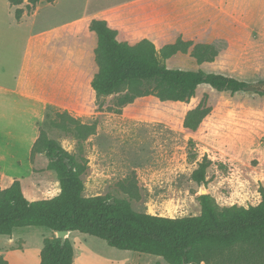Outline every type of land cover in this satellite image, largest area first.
<instances>
[{
	"label": "rangeland",
	"instance_id": "obj_1",
	"mask_svg": "<svg viewBox=\"0 0 264 264\" xmlns=\"http://www.w3.org/2000/svg\"><path fill=\"white\" fill-rule=\"evenodd\" d=\"M26 3L0 0V69H6L0 80L12 85L13 72L34 36L31 51L41 57L42 91L47 87L57 93L42 115L41 128L87 163L84 195H110L136 211L173 218L200 214L198 196L204 193L220 206L248 207L261 201L264 95L258 92L264 93V0H56L39 3L31 12ZM18 7L24 9L20 19ZM93 18L106 19L118 30V38L131 44L148 38L160 49L179 37L212 44L218 50L213 62L198 64L188 52L166 64L246 80L252 89L233 93L204 84L189 101L148 95L126 105L119 103L123 93L97 96L90 86L97 45L89 28ZM200 104L211 112L196 132H184L186 114ZM64 111L94 131L82 138L72 125L69 130L54 127L51 121ZM6 132L0 130L3 182L23 177L29 198L60 193L45 153L35 155L32 174L26 140L12 139ZM204 156L212 164L207 183L199 184L192 173ZM55 237L48 227H21L2 235L0 249L25 244L34 264L45 238ZM69 240L84 262L94 257L91 264H169L161 256L118 249L79 231H72Z\"/></svg>",
	"mask_w": 264,
	"mask_h": 264
},
{
	"label": "trees",
	"instance_id": "obj_2",
	"mask_svg": "<svg viewBox=\"0 0 264 264\" xmlns=\"http://www.w3.org/2000/svg\"><path fill=\"white\" fill-rule=\"evenodd\" d=\"M9 1L15 5L27 2V11L31 12L39 3L56 0ZM23 12L21 7L16 9L17 19ZM89 28L97 41L90 86L97 96L123 93L120 105L148 95L161 101H189L204 84L233 93L252 89L253 83L246 80L202 69L169 68L166 64L171 57L188 52L198 64L213 62L218 50L212 44L179 37L158 49L148 38L135 44L120 40L118 30L106 19L93 18ZM258 93L264 95L262 91ZM210 112L211 108L203 104L191 109L181 129L196 132ZM58 118L51 121L54 127L69 130L72 125V130L82 138L94 131L92 125L79 122L66 111L59 112ZM37 153L47 156V169L56 172L60 193L30 200L19 179L6 188L0 187V235H11L21 227H48L53 231L90 234L118 249L161 256L169 264H264V186L260 187L262 199L257 205L220 206L206 193L198 196L200 214L173 218L136 211L127 202L110 195H84L82 175L87 163L79 161L42 129L32 148V162ZM211 164L212 160L204 156L192 179L199 184L207 183ZM74 255L69 238L64 243L57 237L45 238L40 264H73ZM0 264L10 263L0 255Z\"/></svg>",
	"mask_w": 264,
	"mask_h": 264
},
{
	"label": "crops",
	"instance_id": "obj_3",
	"mask_svg": "<svg viewBox=\"0 0 264 264\" xmlns=\"http://www.w3.org/2000/svg\"><path fill=\"white\" fill-rule=\"evenodd\" d=\"M33 38L34 36H30L28 47L22 54L21 62L13 72L14 82L12 85H7L0 80V122H3L0 124V130H2V128L5 129L7 131L6 133L9 134L12 139L19 141L26 140V145H28L30 153V161L32 148L41 133L42 115L46 108H48L50 98H56L57 94H52L47 87H44L45 89L42 91L40 80L41 57L38 53H35V51H31ZM5 71L6 69H0V74L5 73ZM61 94L62 93H60V96ZM13 156L14 155L12 154V157ZM18 162H20L19 159ZM32 166L33 163L31 161V171L33 174L35 171ZM3 178L4 174L0 170L1 188H6L10 186L15 179H19L12 177L8 182H3ZM20 181L23 192L26 195V192L24 191L23 177H21ZM27 198L30 200L38 199ZM1 237L2 235H0V240H2ZM12 243H14V241H12ZM41 249L42 247L38 248L36 252L34 264H40ZM29 253V248L25 244L18 248L0 249V255H3L10 264H30V261L28 260L30 257ZM80 256V254L76 255L75 253L73 264L93 263L94 257H88L84 262Z\"/></svg>",
	"mask_w": 264,
	"mask_h": 264
},
{
	"label": "water",
	"instance_id": "obj_4",
	"mask_svg": "<svg viewBox=\"0 0 264 264\" xmlns=\"http://www.w3.org/2000/svg\"><path fill=\"white\" fill-rule=\"evenodd\" d=\"M55 233L57 235V238H60L62 242L64 243L66 239L69 238L71 231L70 230H55Z\"/></svg>",
	"mask_w": 264,
	"mask_h": 264
}]
</instances>
